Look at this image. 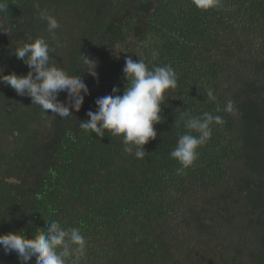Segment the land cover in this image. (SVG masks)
I'll return each instance as SVG.
<instances>
[{
  "label": "trees",
  "instance_id": "trees-1",
  "mask_svg": "<svg viewBox=\"0 0 264 264\" xmlns=\"http://www.w3.org/2000/svg\"><path fill=\"white\" fill-rule=\"evenodd\" d=\"M5 2L3 74L26 75L13 52L43 36L55 48L51 63L82 77L89 95L62 118L0 83V234L31 238L53 220L78 227L81 264H264V0H221L207 11L192 0ZM42 11L60 25L55 39ZM83 53L97 61L98 80L82 72ZM128 56L150 69L171 65L178 77L144 159L126 154L122 137L80 128L98 98L113 87L123 94ZM58 99L68 104L65 92ZM182 112L224 122L177 174L170 152L187 132ZM0 264L20 262L0 248Z\"/></svg>",
  "mask_w": 264,
  "mask_h": 264
},
{
  "label": "clouds",
  "instance_id": "clouds-1",
  "mask_svg": "<svg viewBox=\"0 0 264 264\" xmlns=\"http://www.w3.org/2000/svg\"><path fill=\"white\" fill-rule=\"evenodd\" d=\"M192 3L197 9L205 11L221 6V0H192ZM7 8L5 0H0V12ZM39 18L47 22V31L55 39V31L60 27L57 19L43 11L39 13ZM28 41L21 43L13 53L29 71L26 75L15 72L5 75L0 67V83L11 87L17 95L30 97L32 104L39 105L45 115L51 110L62 118L73 116V111L79 112L85 96L89 95L84 79L70 75L62 67L51 63L50 54L55 48L45 37L29 36ZM81 61L86 69L82 72L98 80L97 61L84 53ZM122 71L127 81L123 94H119V88L113 87L112 94L98 98L95 101L96 110L86 113L89 119L80 122V128L100 138L106 132L111 137H122L123 151L134 154L137 159H144L149 154L144 146L157 137L154 125L161 122L164 95L167 90L177 87L178 77L171 65L150 69L143 59L134 60L131 56L125 58ZM61 92L67 94V105L58 99ZM207 96L210 100L216 99L212 90H208ZM232 106L229 100L223 110L231 112ZM181 118L187 132L179 136L176 147L170 152L171 158L181 165L176 170L177 174H183L193 166L198 159V148L211 138L212 126L224 122L221 116L208 112L202 116L182 112ZM47 223L46 230L36 228L31 238L25 235L23 229L0 234V248L5 254L14 252L20 264H29L33 257L35 264H81L87 241L80 228H64L54 220Z\"/></svg>",
  "mask_w": 264,
  "mask_h": 264
}]
</instances>
